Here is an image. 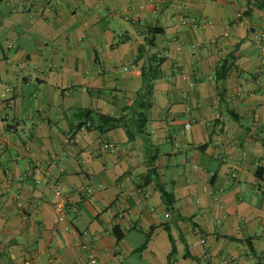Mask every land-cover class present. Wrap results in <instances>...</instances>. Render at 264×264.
Here are the masks:
<instances>
[{
	"label": "crops",
	"instance_id": "1",
	"mask_svg": "<svg viewBox=\"0 0 264 264\" xmlns=\"http://www.w3.org/2000/svg\"><path fill=\"white\" fill-rule=\"evenodd\" d=\"M48 2H0V264H264V0ZM150 55L144 134L76 128L135 127Z\"/></svg>",
	"mask_w": 264,
	"mask_h": 264
},
{
	"label": "trees",
	"instance_id": "2",
	"mask_svg": "<svg viewBox=\"0 0 264 264\" xmlns=\"http://www.w3.org/2000/svg\"><path fill=\"white\" fill-rule=\"evenodd\" d=\"M259 5L264 7V2L261 4L259 3ZM146 30H147V35H150V38H146L145 44L149 46H153L155 35L160 34L162 30L156 27H148L146 28ZM144 53H145L144 45H139L137 58L135 62L143 58ZM145 59L146 60L144 61L143 65L137 71L134 72V75L140 77L142 81L140 93L139 95H137V98L135 99V103H136L135 112L137 118L135 122V127H131V125H129V123H131L130 121L124 122L125 119L123 117H113L99 113H93L92 111H85L83 114L84 116L83 122L80 123L76 128H81L82 126L85 125L88 129H95L102 134L110 130H113L115 128L121 127L124 129L128 141H133L138 134H144L145 125L147 123V116L143 111L150 109L152 106L149 98L151 97L153 92V81H155L159 77L160 66L164 62L163 58L157 57L156 55H150ZM227 62L228 59L224 60L222 63H220L219 66L215 68L214 76L216 80L222 81L225 79L229 69V67L227 66ZM230 114L233 119H236V116L233 114V112H230ZM153 172L154 171H150L148 173L150 178H151L150 174ZM157 189L160 193V197L166 208V211L170 213L172 210H174L173 196L170 193L164 191V189L158 184H157ZM158 226L159 227L162 226L165 228V230L169 231L168 226L165 222L160 223L159 225L150 228V231L147 234V238H149L151 232Z\"/></svg>",
	"mask_w": 264,
	"mask_h": 264
},
{
	"label": "built area",
	"instance_id": "3",
	"mask_svg": "<svg viewBox=\"0 0 264 264\" xmlns=\"http://www.w3.org/2000/svg\"><path fill=\"white\" fill-rule=\"evenodd\" d=\"M48 1L51 2V3L48 2L49 4H54V3H57L59 0H48ZM190 127H191V121L185 120L184 128L186 130H189ZM109 147L111 149H115L113 145H109ZM31 173L34 175V177L41 174L40 170L38 169H34ZM231 176L235 177V174H232ZM54 197H55V202L53 204V213H54L53 222L54 224H57L59 223V221H61V219L64 216V209H65V204H66L62 189L58 186L54 190Z\"/></svg>",
	"mask_w": 264,
	"mask_h": 264
}]
</instances>
